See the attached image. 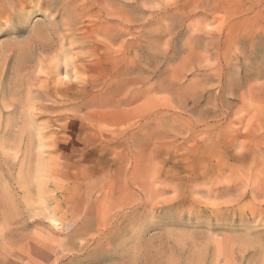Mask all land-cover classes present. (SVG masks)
<instances>
[{
  "label": "rangeland",
  "instance_id": "obj_1",
  "mask_svg": "<svg viewBox=\"0 0 264 264\" xmlns=\"http://www.w3.org/2000/svg\"><path fill=\"white\" fill-rule=\"evenodd\" d=\"M0 264H264V0H0Z\"/></svg>",
  "mask_w": 264,
  "mask_h": 264
},
{
  "label": "snow or ice",
  "instance_id": "obj_2",
  "mask_svg": "<svg viewBox=\"0 0 264 264\" xmlns=\"http://www.w3.org/2000/svg\"><path fill=\"white\" fill-rule=\"evenodd\" d=\"M33 22V17H29V16H24L23 14L21 15V17L19 18V20L17 21V23L20 25V26H31ZM68 77L65 76V80H67Z\"/></svg>",
  "mask_w": 264,
  "mask_h": 264
}]
</instances>
